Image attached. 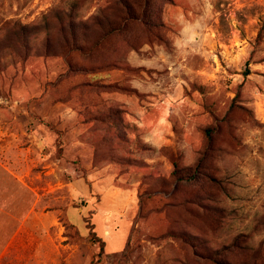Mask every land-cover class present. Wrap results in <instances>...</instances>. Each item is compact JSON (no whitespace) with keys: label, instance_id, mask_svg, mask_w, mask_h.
<instances>
[{"label":"rangeland","instance_id":"374dc122","mask_svg":"<svg viewBox=\"0 0 264 264\" xmlns=\"http://www.w3.org/2000/svg\"><path fill=\"white\" fill-rule=\"evenodd\" d=\"M148 1L0 0L5 261L264 264V0Z\"/></svg>","mask_w":264,"mask_h":264},{"label":"trees","instance_id":"16d2710c","mask_svg":"<svg viewBox=\"0 0 264 264\" xmlns=\"http://www.w3.org/2000/svg\"><path fill=\"white\" fill-rule=\"evenodd\" d=\"M148 3H149V1L146 0V5H148ZM122 4H124L125 9L127 11H132L134 13L133 6L131 7V5L127 4L124 1H123ZM149 17H150V10H149V6H148L146 9H144L143 11H141V13H137L136 12L134 14L129 15L128 17L127 16L122 17V24H120V25H114L115 27L112 28V33L113 32H122L126 28L127 24L129 22H131V21H142L145 25L148 26L149 23H151V22H150V20L144 21V18L147 19ZM73 27H74V25H72V28ZM263 32H264V22H263V25H262V29H261V33L260 34H262ZM75 50H77V51H79V52L82 53L83 50H84V48L79 47V46H77L75 48V46H74V48H73L72 51H75ZM249 73H250V68H247L246 71H245V74L248 75ZM94 234H95V232H94ZM100 242H101V251H104L105 250V242L104 241H100ZM131 248H132V244L130 242H127V244H126V246L124 248V252L127 254V256H129V252L131 251Z\"/></svg>","mask_w":264,"mask_h":264},{"label":"crops","instance_id":"0c3cea01","mask_svg":"<svg viewBox=\"0 0 264 264\" xmlns=\"http://www.w3.org/2000/svg\"><path fill=\"white\" fill-rule=\"evenodd\" d=\"M18 234H16V235H14L11 239H10V241H8L9 243L6 245V249L0 254V264H13L14 263V260H16L15 261V264H24L23 263V256L22 255H20V253H16L17 254V256L14 258V259H12L11 261L12 262H8V261H5V259H7V256L9 255V249H10V247H11V245L13 244V242L15 241V239L18 237L17 236ZM19 255V256H18ZM21 256V257H20Z\"/></svg>","mask_w":264,"mask_h":264},{"label":"clouds","instance_id":"9594fccd","mask_svg":"<svg viewBox=\"0 0 264 264\" xmlns=\"http://www.w3.org/2000/svg\"><path fill=\"white\" fill-rule=\"evenodd\" d=\"M209 9H211V5H209Z\"/></svg>","mask_w":264,"mask_h":264}]
</instances>
